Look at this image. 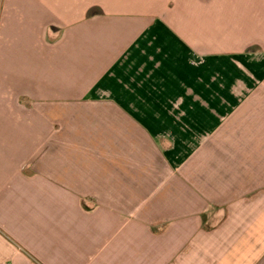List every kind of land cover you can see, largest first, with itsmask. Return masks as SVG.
<instances>
[{
	"label": "crops",
	"instance_id": "0c3cea01",
	"mask_svg": "<svg viewBox=\"0 0 264 264\" xmlns=\"http://www.w3.org/2000/svg\"><path fill=\"white\" fill-rule=\"evenodd\" d=\"M0 264H264V0H0Z\"/></svg>",
	"mask_w": 264,
	"mask_h": 264
}]
</instances>
